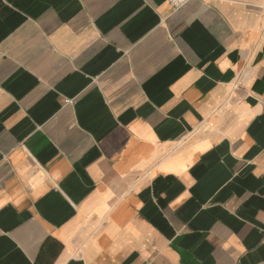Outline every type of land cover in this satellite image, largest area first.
<instances>
[{
	"label": "crops",
	"instance_id": "obj_1",
	"mask_svg": "<svg viewBox=\"0 0 264 264\" xmlns=\"http://www.w3.org/2000/svg\"><path fill=\"white\" fill-rule=\"evenodd\" d=\"M0 264H264V0H0Z\"/></svg>",
	"mask_w": 264,
	"mask_h": 264
},
{
	"label": "built area",
	"instance_id": "obj_2",
	"mask_svg": "<svg viewBox=\"0 0 264 264\" xmlns=\"http://www.w3.org/2000/svg\"><path fill=\"white\" fill-rule=\"evenodd\" d=\"M175 8H181L184 5H186L191 0H168ZM67 102H70L71 100H66Z\"/></svg>",
	"mask_w": 264,
	"mask_h": 264
}]
</instances>
